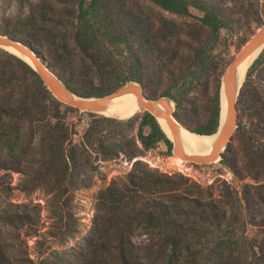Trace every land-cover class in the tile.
<instances>
[{"label":"trees","instance_id":"16d2710c","mask_svg":"<svg viewBox=\"0 0 264 264\" xmlns=\"http://www.w3.org/2000/svg\"><path fill=\"white\" fill-rule=\"evenodd\" d=\"M224 2L0 0V34L32 46L83 98L107 95L129 82L145 87L146 74L156 71L167 82L161 97L175 103L177 120L195 134L210 136L220 125L223 74L214 61L205 60L203 43L193 47L181 24L162 13L186 19L199 11L201 26L217 35L245 7ZM153 8L159 16L147 12ZM184 57L191 65L177 69ZM247 71L237 102L238 128L221 163L242 182H251L238 189L226 182L204 188L137 159L160 143L172 155L173 143L151 114L120 120L81 113L60 103L32 65L0 48V174H21L32 188L48 191L63 222L76 192L92 188L99 163L137 159L126 177L98 192L93 229L83 238L87 251H74V257L83 258V264H264V50ZM207 74L214 76V93L200 116L189 93ZM72 113L91 118L78 130L82 123L70 121ZM133 127L134 144H125ZM18 218L31 227L37 223ZM66 227L62 240L80 234ZM253 228L257 233L249 234ZM138 231L146 236L142 243L133 241Z\"/></svg>","mask_w":264,"mask_h":264},{"label":"rangeland","instance_id":"374dc122","mask_svg":"<svg viewBox=\"0 0 264 264\" xmlns=\"http://www.w3.org/2000/svg\"><path fill=\"white\" fill-rule=\"evenodd\" d=\"M228 1L225 0L224 3L238 6L243 4L245 7L240 12H234L228 26L222 28L217 35L213 34L210 29L201 26L197 18L202 17L203 14L199 11L192 10L195 18L189 17L186 19L162 13L165 17L174 18L181 24L182 28H184V33L188 37L186 41H189L193 47H198L200 43H203L206 50L204 54L205 60L208 62L214 61L219 74H224L231 62L237 57L241 48L264 24V14L261 15L263 13L262 10H264V0ZM87 2L89 3L90 0H87ZM257 9L261 10L259 20H257ZM147 12L155 17L159 16L160 10L153 8L151 10L147 9ZM187 59L188 57L181 59L176 68H188L191 65V60ZM165 61L168 64L166 58L163 62ZM253 63L250 66L248 65L249 68ZM200 78L194 81V87H197L189 93V97L198 107L197 113L203 116L209 110L210 102L213 99L214 76L207 74L205 78L201 80ZM145 84V87L140 85L145 97L156 99L161 97V93L167 82L161 81L158 73L152 71L146 74ZM81 113H72L69 116L70 121H80L82 123V126L80 125L78 130L84 127L91 118L87 114ZM142 113L144 111L139 110L132 117L141 115ZM97 115L106 116L103 114ZM112 118L120 120L129 119ZM180 124L186 128L181 122ZM135 129L134 127L129 129L128 135L130 137L124 140L125 144H134L131 137L136 132ZM145 131L146 134L149 133V129ZM135 144L142 149L138 139H136ZM131 146H126V148L133 149ZM167 151V147L163 143H160L155 150L148 151L144 156L137 159L141 160L142 163L151 169L159 170L169 175H183L189 178L191 183H196L204 188L211 185L217 188L223 182H226L238 189L242 187L243 183L251 182L249 179L244 182L239 180L229 168L221 163L222 157L209 165H196L184 161L177 163L175 161L177 157L173 154V151L171 156L167 155ZM135 160L122 156L119 159L99 163L98 171L93 175L94 182L92 188L76 192L71 202L67 205V208H69L66 212L67 220L63 222L57 218L60 212L55 207V202L48 191L43 188H32V185L29 184L30 179L25 178L21 174L14 173L7 176L4 173L0 174V264H83V258L74 257L73 254L75 253L74 251L78 250L87 251V248H84L85 243L83 242V238L87 237L91 229H93V220L97 216L95 209L96 196L101 189L112 183L113 179L126 177L133 170ZM18 217H26L37 223L31 227L30 222L22 224ZM67 224L70 227L69 229L76 227L80 231L79 235L77 233L74 238L70 237L68 241L66 239L62 240L63 235L61 234L64 227L67 229ZM253 229L249 230V234L257 233V229ZM145 240L146 236L142 235L141 231L136 232L133 237L135 243H142Z\"/></svg>","mask_w":264,"mask_h":264},{"label":"water","instance_id":"95a60500","mask_svg":"<svg viewBox=\"0 0 264 264\" xmlns=\"http://www.w3.org/2000/svg\"><path fill=\"white\" fill-rule=\"evenodd\" d=\"M0 48L6 51H8V48L14 49L17 54L10 51L8 52L18 56L32 65V67L39 74L44 85L60 103L80 112L102 114L107 110L109 103L112 100L128 94L134 95L137 98L140 109L151 114L161 125L165 133L166 131L161 124V120L166 122L168 129L172 133L173 139H171L167 133L166 135L173 143V154L176 157L180 158L184 162L196 165H209L221 159L228 145L232 142L238 128L239 112L237 102L245 82V78L241 83L236 71L247 58L258 51L259 56L264 50V24L241 48L237 57L231 62L222 76L220 91V125L217 133L214 134L217 135V139L214 142L213 150L209 155L189 156L185 153L180 139V126L182 125L175 117V103L169 97L148 99L145 97L140 84L136 82H129L114 92L101 97H79L73 94L67 86L47 67L45 61L35 52L32 46H28L17 39L0 34ZM223 98L227 103L225 117L222 115Z\"/></svg>","mask_w":264,"mask_h":264},{"label":"bare ground","instance_id":"6f19581e","mask_svg":"<svg viewBox=\"0 0 264 264\" xmlns=\"http://www.w3.org/2000/svg\"><path fill=\"white\" fill-rule=\"evenodd\" d=\"M8 50L14 52L17 54V52L12 49L8 48ZM259 54V51L247 58L237 69V75L240 79V82L242 83L245 76L246 71L248 68V65L251 63L253 59ZM253 62V61H252ZM223 108H222V115L225 117L226 114V108L227 103L225 99L223 98L222 102ZM140 107L137 101V98L132 95L128 94L119 98H116L112 100L109 103V106L106 111H104L102 114L109 116V117H118V118H129L135 115L139 112ZM143 111V110H141ZM161 124L164 127L166 133L168 136L173 139L171 131L168 129L167 124L164 120H161ZM180 139L181 143L183 145V149L185 153L189 156L194 155H209L211 151L213 150L214 142L217 139V135L212 136H198L195 133L190 132L183 126H180ZM175 161L177 163H182L183 161L180 158H175Z\"/></svg>","mask_w":264,"mask_h":264}]
</instances>
